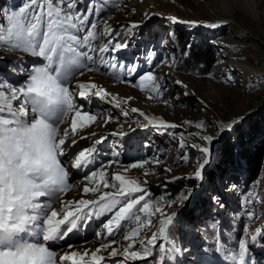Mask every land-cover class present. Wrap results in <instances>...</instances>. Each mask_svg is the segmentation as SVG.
<instances>
[{"label":"rangeland","instance_id":"1","mask_svg":"<svg viewBox=\"0 0 264 264\" xmlns=\"http://www.w3.org/2000/svg\"><path fill=\"white\" fill-rule=\"evenodd\" d=\"M212 1L117 0L119 7L108 6L100 17L102 20H107L115 32L121 33L117 37L119 41L120 38H123V42L127 41V48L105 55V59L111 60V63L116 64L117 67L110 68L97 59L92 67L98 70L85 71L83 76L76 75L71 81L74 88L77 81H84L86 77H90L91 82L96 84H100L104 79L114 80V85H109L113 96H118V84L124 83L140 101L137 103L139 111L133 113L132 108L123 103L120 108L115 107V103L109 102L111 97L107 99L92 97L88 101L81 100L78 96L76 98V102L83 105L85 110L99 116L97 122L92 125L102 126L101 129L93 132L101 133L99 135L107 138L105 144L99 146V154H103L105 161L103 165H108L111 160L118 161L106 168L109 179L113 173L120 172L142 183L146 181L143 183L148 193L146 199H151L154 203L158 202L165 213L177 212L174 225L170 229L178 223L182 210L194 208L200 202L203 204L199 205L200 208H196L191 223L188 225L181 223L185 234L181 236L179 242L171 240L170 237L168 241L157 242L165 243L169 249L173 247L180 249L179 253L169 252L170 258L166 259L165 264H231L227 259V252L234 250L238 240L243 238L244 225L249 224L251 229L258 226L264 228V133L261 132L255 137L263 141V148L259 170L250 183L245 181L247 174L243 170L244 162L232 160L224 151L226 147H232L233 151L237 148L248 150L250 143L244 142L243 138L249 136V126L254 120L264 116V0H249L253 12L246 9L242 0H236L233 7H230V14L222 12L223 2ZM22 2L23 0H0V23H7L3 13L13 10L14 5L20 6ZM172 17L176 20L173 21ZM193 21L196 22L194 25L188 23ZM133 23L138 24L139 27L129 33L128 28ZM211 23L219 26L208 27L207 25ZM177 34L185 37L189 43H202L208 48L209 45L211 46L210 53L214 58L206 72L188 71L198 69L200 64L194 65V63L183 66L185 71L176 68L174 62L178 52L174 38ZM107 39L108 37L101 36L95 45L97 49ZM33 59L22 51L11 52L6 48H0V80L6 78L14 85L23 84L30 69L34 67ZM133 65L137 67L139 75L147 71H152L156 75L157 82L161 86L160 95L146 89L142 90L139 87L138 75L126 74V69ZM91 73L97 78L95 81L92 80ZM229 74L232 75L233 80L226 82ZM171 76L174 77L173 80L170 79ZM207 92L212 96L207 97ZM175 96L176 99L182 100L172 101ZM149 104V107L154 109L146 110ZM175 110H180L181 113L174 115ZM123 111H128L127 117L122 114ZM145 111L149 112V115L145 114L148 117L163 119L177 127L162 128L153 125L144 127L142 125L146 121L140 112L145 113ZM164 111L171 112V121L161 113ZM108 116L112 119L105 123ZM233 120H237L238 123L231 130H220ZM198 123H202L204 127H196ZM62 126L66 128L68 124L60 125ZM106 127L112 129L104 130ZM93 132L87 128L79 134L87 136ZM115 133H123L127 138H120L121 135ZM241 134L244 135L243 138L240 137ZM204 136H211L213 139L208 142L203 139ZM70 143V140L66 142V148ZM91 144V140H79L71 149L73 158L76 152ZM193 145L206 146L211 150L210 163L205 166L202 179H196L194 172L203 161V153L200 152L199 147ZM185 156H187L186 160L183 158ZM64 159L68 160L67 157ZM99 160L98 158L96 165ZM157 160L159 163H155ZM143 161H147L143 168L129 167L133 163ZM218 164L220 167H217ZM98 166L83 170V174L81 170L72 168L71 161L68 160L69 174L77 176L69 179L74 189L72 187L62 199L65 201L79 200L82 197L95 199L93 194L85 195L82 190L85 184L92 186L85 179V174ZM213 166L218 169L215 173H212ZM125 168L128 169L127 172H124ZM156 174L158 176L154 178L155 181L150 183L147 178ZM211 175L217 183L216 186L214 185L215 190L211 188ZM175 177L180 179H174ZM107 190L113 191V189ZM188 193L191 195L181 206L179 198ZM246 197L250 203H245ZM219 199L233 202L235 215L239 216V222L235 225L238 234L224 235L226 228L220 225L219 217L227 212V208L220 204ZM170 200H175L177 203L169 207ZM54 206L58 207L59 201ZM248 212L254 213L251 221L248 219ZM158 217L159 213L152 217L153 226L151 229L142 230V235L151 236L152 231L158 227ZM101 218L93 217L90 221L95 225L88 227L87 230L80 228L79 234L74 235L69 241L73 244L71 250L83 252L87 249L90 254L100 246L103 241L95 236V232L101 230V223L107 217ZM206 224L210 228H214L215 225L216 229L218 225L221 226L223 237L218 240L214 248L205 237ZM116 238L118 243L112 247L127 243L119 234ZM251 244L249 240L252 264H264V236L258 238L254 248H251ZM218 248L223 250L217 251ZM67 249L64 245L58 250L59 254L70 250ZM110 251L111 248L100 253L106 257L104 264H110L112 259L108 257ZM154 256L157 257L156 251ZM118 259L113 258V261ZM146 261L149 264L155 262L152 257L147 258ZM138 262L141 261H136L134 264H139Z\"/></svg>","mask_w":264,"mask_h":264},{"label":"snow or ice","instance_id":"2","mask_svg":"<svg viewBox=\"0 0 264 264\" xmlns=\"http://www.w3.org/2000/svg\"><path fill=\"white\" fill-rule=\"evenodd\" d=\"M108 6L119 7V3L117 0H23L20 6L14 5L13 10L3 13L7 23H0V48L28 54L34 58V67L19 86L6 78L0 80V264H102L106 257L100 253L109 248L108 257L119 258L113 264H134L149 257L155 264H165L170 258L169 252H180L178 248L169 249L165 243H157L168 241L177 212L165 213L158 202L146 199L148 193L143 186L146 181L142 183L120 172L113 173L109 179L106 168L118 163L116 160L85 174L92 186L85 184L82 191L85 195L93 194L95 199H62L73 187L69 183L68 160L76 170L96 165L99 146L107 139L95 132L87 136L79 134L95 124L99 116L78 104L77 96L85 101L92 97H111L109 102L115 103L117 108L122 103L94 82L77 81L74 88L71 85L76 75L98 70L92 67L97 59L116 68L117 65L106 60L105 55L128 47L127 41L121 43L117 39L121 33L115 32L107 20L100 18ZM171 19L176 20L175 17ZM188 23L194 25L196 22ZM207 26L215 28L219 25L211 23ZM138 27L133 23L128 32ZM101 36L108 39L97 49L95 45ZM126 74L138 75L142 90L161 94V86L152 71L139 75L133 65L126 69ZM232 80L229 74L226 82ZM138 111L131 109L133 113ZM122 114L127 117L128 111ZM140 115L146 121L144 127H177L143 112ZM111 119L108 116L105 123ZM65 123L68 126L61 129L60 125ZM236 123L238 121L233 120L220 130H231ZM196 127L204 125L198 123ZM83 139L91 140L92 144L76 152L73 158L71 149ZM203 139L211 142L213 137L204 136ZM69 140L71 143L66 148ZM193 147H199L203 153V161L194 172L196 179H202L203 170L210 163L211 150L206 146ZM183 158L186 160L187 156ZM146 163H133L129 167L143 168ZM127 170L125 168L124 172ZM189 195L191 193L179 198L181 206ZM57 201L58 207L54 206ZM176 203L170 200L168 206ZM245 203H250L247 197ZM157 213L156 230L151 236L142 235V230L151 229L152 217ZM253 216V212H248L250 221ZM93 217H107L101 223V230L95 232L103 242L90 254L87 249L83 252L71 250L73 244L69 241ZM118 234L127 243L112 247L118 243ZM243 234L235 249L227 252L231 264H252L249 240L254 245L264 236V228L251 229L245 224ZM64 245L70 251L59 254L58 250ZM157 247L158 259L154 256Z\"/></svg>","mask_w":264,"mask_h":264},{"label":"trees","instance_id":"3","mask_svg":"<svg viewBox=\"0 0 264 264\" xmlns=\"http://www.w3.org/2000/svg\"><path fill=\"white\" fill-rule=\"evenodd\" d=\"M176 49H177V57L175 59V66L178 70L185 71L183 69V66H190L191 63L200 64L198 69H189L188 71L191 72H206L209 69V66L212 63V60L214 58V55H212L210 52L212 51L211 46L209 45V49L207 46H204L202 43H189L187 42L185 37H182L180 34L175 35L174 38ZM120 42H123V38H120ZM198 70V71H197ZM255 128V129H254ZM250 132H248V137H244V135H240L241 138H243L244 142L250 143V147L248 150L243 151L239 150L238 148L233 151V148L226 147L224 151L227 152V154L231 157L234 161H243L245 166H243V170L246 172L245 181L246 183H250L254 177H256V174L259 170V162L261 160V154H262V148H263V141L255 139V137L263 132L264 133V116L260 117L258 119H255L254 122L249 126ZM254 135V136H253ZM217 167H220V164H218ZM218 169L216 167H212V173H215ZM211 181V188L215 190L214 185L216 186V182H214V177H210ZM219 186V185H218ZM217 186V187H218ZM225 195V194H223ZM220 204L224 205L227 208V212L223 215H220V225H223L226 228V234L227 233H233L238 234L237 227L235 226L239 222V216L235 215V207L233 202H227L226 200L219 199ZM197 201V200H196ZM196 204V203H195ZM194 204V205H195ZM199 204H196L195 207L186 208L181 211L180 219L176 226L173 229H170V237L175 242H179V240L182 238L181 236L185 234V229L183 226H181V223L189 224L191 223V220H193V215L195 213L196 208H200ZM203 205V204H202ZM213 206V205H212ZM221 227V226H220ZM220 228L214 227L210 228L207 224L204 226V233L208 241L212 246H214V238L216 236V232ZM157 253V249H156ZM158 259V253L157 257ZM139 264H149L147 261H141L138 262ZM155 264V262L153 263Z\"/></svg>","mask_w":264,"mask_h":264},{"label":"bare ground","instance_id":"4","mask_svg":"<svg viewBox=\"0 0 264 264\" xmlns=\"http://www.w3.org/2000/svg\"><path fill=\"white\" fill-rule=\"evenodd\" d=\"M217 1H221V2H223L224 3V5H223V7H221V10H222V12H224V13H226V14H230V11H231V8L230 7H233V4H234V2L236 1V0H217ZM243 1V4H245V7H246V9L247 10H249V11H252L253 12V8H251L250 6H249V0H242ZM213 3L215 2V0H213L212 1ZM212 2H211V4H212ZM148 6V5H147ZM215 6V5H214ZM149 7V6H148ZM92 74V73H91ZM92 76V80L93 81H95L97 78H95L94 77V75L92 74L91 75ZM165 76L167 77V74L165 73ZM170 79H174V77H170ZM84 81H91V78L90 77H86V79L84 80ZM72 84V83H71ZM114 85V80H108V79H104V81H102L100 84H98L99 86H101L102 88H104L107 92H109V93H112V91L109 89V85ZM186 86H187V84H185ZM118 87H119V91L117 92V97L122 101V103L123 104H125L126 106H128V107H131V108H137V103L138 102H140L136 97H135V95H133V93L132 92H130V90L129 89H127L126 87H125V85H124V83H120V84H118ZM207 94V97H210V96H212V94L211 93H206ZM130 98V99H129ZM177 97L175 96L174 98H172L171 100L172 101H174V102H177V101H179V100H182V99H176ZM150 106V104L148 105V107H146L145 109L146 110H151V109H154V108H151V107H149ZM182 110V109H181ZM163 115H164V117L168 120V121H171L172 120V117L170 116L171 115V112H161ZM181 113V111L180 110H175L174 112H173V114L174 115H178V114H180ZM145 114H147V115H149V112L148 111H145ZM65 126H62L61 127V129L62 128H64ZM101 129L102 128V126H97V125H95V126H91L90 128H88V129H90V132H93V131H95L96 129ZM111 130L112 128H109V127H106L104 130ZM77 175H70L69 174V179H73V178H75ZM158 175L156 174V175H154V176H151V177H148L147 178V180L150 182V183H152V182H154L155 181V177H157ZM72 189H74V187L72 188ZM66 193H69V192H66ZM71 193V192H70ZM68 250V249H67ZM68 251H70V250H68ZM106 261H103L102 262V264H104ZM113 263V262H112Z\"/></svg>","mask_w":264,"mask_h":264}]
</instances>
